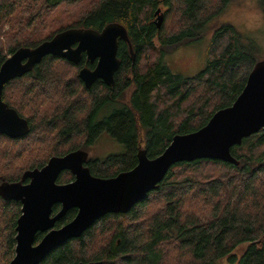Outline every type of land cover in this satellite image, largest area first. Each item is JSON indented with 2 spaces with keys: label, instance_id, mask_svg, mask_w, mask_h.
<instances>
[{
  "label": "trees",
  "instance_id": "16d2710c",
  "mask_svg": "<svg viewBox=\"0 0 264 264\" xmlns=\"http://www.w3.org/2000/svg\"><path fill=\"white\" fill-rule=\"evenodd\" d=\"M79 1L0 0V67L18 48L35 47L69 27L102 30L119 22L130 39H119L121 64L112 85L97 79L87 87L81 80L80 68L96 61L84 56L77 65L55 55L5 84L4 101L28 120L30 131L19 137L0 133V185L20 181L53 156L89 151L106 133L125 145L124 153L89 156L85 164L99 177L130 170L142 150L157 157L176 134L202 128L232 105L260 60L258 42L225 23L213 31L200 72L186 75L167 64L172 51L201 40L233 0H91L67 26L51 30L44 22L51 10ZM160 3L167 19L158 26L152 16ZM259 3L264 12V0ZM172 15L178 22L169 28ZM231 151L239 164L210 158L176 163L127 213L102 216L39 264H264V130ZM74 178L65 170L57 181ZM21 208L20 201L0 194V264L16 253ZM77 212L71 208L56 227ZM43 235L38 232L36 242ZM245 243L240 255L234 253Z\"/></svg>",
  "mask_w": 264,
  "mask_h": 264
},
{
  "label": "water",
  "instance_id": "95a60500",
  "mask_svg": "<svg viewBox=\"0 0 264 264\" xmlns=\"http://www.w3.org/2000/svg\"><path fill=\"white\" fill-rule=\"evenodd\" d=\"M161 22L160 18L158 26ZM120 38L130 43L126 28L119 22H111L102 30L65 28L35 47L22 46L15 50L0 67V133L19 137L30 131L28 120L2 97L9 80L31 71L47 55L61 56L77 65L85 56L96 64L80 68L79 77L84 84L91 87L97 79H102L112 85L121 64L118 57ZM130 50L134 58L133 48ZM261 130H264V59L255 64L232 105L217 110L202 128L176 134L157 157L150 158L142 150L137 165L130 170L113 177L96 176L85 165L88 152L78 149L51 157L43 167L26 171L20 181L2 183L0 194L3 198L22 203L16 226V253L9 264H39L53 249L71 238L80 237L102 216L127 213L159 187L176 163L210 158L239 164L231 149ZM65 170H70L75 179L58 183ZM28 178L29 182L24 183ZM56 204L61 207L54 213ZM71 208L78 209L76 216L56 227L57 221ZM38 232L44 235L36 242Z\"/></svg>",
  "mask_w": 264,
  "mask_h": 264
},
{
  "label": "rangeland",
  "instance_id": "374dc122",
  "mask_svg": "<svg viewBox=\"0 0 264 264\" xmlns=\"http://www.w3.org/2000/svg\"><path fill=\"white\" fill-rule=\"evenodd\" d=\"M90 1L81 0L75 4H62L56 9L51 10L44 17V22L50 25L51 30H56L59 26H67L73 23L83 11L91 6ZM157 7L160 10L159 13H155L152 16V21L156 23L160 21V18L162 21L167 19L165 16L167 7L162 3ZM176 21L178 22V17L172 15L169 19L168 27H173L172 25ZM225 23H232L241 33L253 37L258 42L260 48L258 58L260 60L264 59V12L259 0H233L220 15L208 23L206 33L201 40L172 51L166 58L167 64L173 71L182 72L186 75H194L200 72L205 67L206 49L213 31ZM15 27V29H18V26ZM10 29L11 25L7 24L5 30L8 31ZM44 33L48 34L49 31ZM124 151L125 145L106 133L91 146L89 155L104 158L113 154L124 153ZM245 246L246 243L242 244L234 253L240 255Z\"/></svg>",
  "mask_w": 264,
  "mask_h": 264
},
{
  "label": "flooded vegetation",
  "instance_id": "af4514ba",
  "mask_svg": "<svg viewBox=\"0 0 264 264\" xmlns=\"http://www.w3.org/2000/svg\"><path fill=\"white\" fill-rule=\"evenodd\" d=\"M158 11H160L159 9H158ZM159 13V12H158ZM88 152V154H89V151H87ZM90 155H88V157H89ZM86 165V164H85ZM75 179V178H74ZM27 182H29V178L28 179H25L24 180V183H27ZM58 182V181H57ZM59 183V182H58Z\"/></svg>",
  "mask_w": 264,
  "mask_h": 264
}]
</instances>
